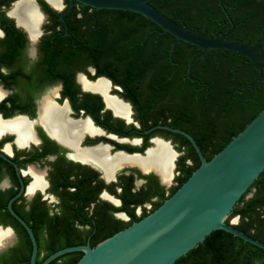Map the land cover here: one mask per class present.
I'll list each match as a JSON object with an SVG mask.
<instances>
[{"label": "flooded vegetation", "instance_id": "flooded-vegetation-1", "mask_svg": "<svg viewBox=\"0 0 264 264\" xmlns=\"http://www.w3.org/2000/svg\"><path fill=\"white\" fill-rule=\"evenodd\" d=\"M21 1L0 0V225L14 231L15 241L9 246L17 242L16 232L25 230L10 218L11 199L13 210L40 234L42 246L68 240L95 246L131 222L132 215L151 212L197 162L185 136L187 140L151 127L183 129L195 140L205 134L201 144L212 148L210 136L223 132L224 122H235L264 98V67L260 70L237 52L209 49L188 76L186 59L200 49L180 40L173 51L170 46L164 52L158 66L170 77L160 96L125 99L121 86L97 74L90 60L68 58L74 41L70 26L76 35L84 28L78 22L81 3L74 1L62 21L59 16L68 0L56 4L29 0L34 19L20 10ZM151 4L188 31L259 47L264 54V0H153ZM160 35L163 46L175 40L168 32ZM98 79L108 83L104 92L90 87ZM106 96L125 104L127 115L116 113ZM224 104L245 110L229 116L223 113ZM45 106L50 107L47 113ZM52 111L74 129L63 133L50 119ZM201 118L209 121L207 129L200 126ZM85 121L87 127L81 126ZM154 137L169 142L173 154L167 182L153 168L125 163L107 169L98 153L82 155L101 146L107 159L116 154L145 157L146 148L160 141L153 143ZM134 152L143 156L131 155Z\"/></svg>", "mask_w": 264, "mask_h": 264}, {"label": "water", "instance_id": "water-1", "mask_svg": "<svg viewBox=\"0 0 264 264\" xmlns=\"http://www.w3.org/2000/svg\"><path fill=\"white\" fill-rule=\"evenodd\" d=\"M74 1L96 10H123L144 16L155 23L161 33L168 32L175 38L171 51L180 40L197 46L200 52L190 59L188 76L191 75L194 62L204 59L209 49L237 52L256 63L260 70L264 67V54L259 47L249 48L223 38L212 40L188 31L153 6L150 0H68L67 9L59 16L62 21ZM154 128L179 133L190 141L199 158V165L190 176L154 210L95 246H67L49 254L40 263L36 261L38 245L35 235L13 210L11 199L7 205L9 213L24 227L31 241L30 264H49L69 252L82 253L73 264H174L218 229L264 250L263 242L235 227L238 216L228 221L241 196L264 170V107L209 160L204 157L194 137L183 129L157 125L149 130ZM156 140L169 145L160 137L152 138L153 143ZM152 147L146 148L145 155ZM131 155L143 156L138 152ZM5 230L10 232V239H0V251L11 245L15 237L10 227L0 225V232Z\"/></svg>", "mask_w": 264, "mask_h": 264}, {"label": "trees", "instance_id": "trees-1", "mask_svg": "<svg viewBox=\"0 0 264 264\" xmlns=\"http://www.w3.org/2000/svg\"><path fill=\"white\" fill-rule=\"evenodd\" d=\"M150 3H153V0H150ZM80 5L83 7V15L82 19H78V22L84 28H80L79 34L76 35L75 29L70 26L74 41L69 44L68 58L84 56L85 60H90L95 64L97 74H105L114 83L121 86L120 94L125 99H157L170 80L169 74L158 67L162 63L164 52L170 51L171 46V44H168L167 47L161 44L160 28L135 12L112 9L96 10ZM190 59L191 56L187 57L186 63ZM154 66L157 67L154 68ZM262 99L258 107L246 110L240 105H223L224 112H222L226 115L242 114L244 110L246 114L238 116L235 122H224L221 126L224 127L223 132L210 136L212 148L206 149L201 144V139H206L207 135L196 136V142L206 160L221 150L257 115L264 107V98ZM199 122L201 123L199 125L204 129L210 126L209 121L205 118H201ZM171 133L185 138L178 133ZM192 151L197 160L196 164L186 169L178 185L168 196L198 167L199 158L193 148ZM253 189L252 196L246 198ZM168 196H161L160 201L152 210ZM234 216H239V221L235 224L236 228L264 242V170L241 196L228 221ZM10 218L15 224H18L13 217L10 216ZM131 218V222L124 223L119 230L141 217L132 215ZM33 232L38 244L36 259L38 263L49 254L73 245L68 240L63 245L52 243L42 246L40 234ZM16 234L17 242L0 251V264H30L32 245L29 236L25 230L17 231ZM81 255V252L65 253L49 264H73ZM174 264H264V250L249 242H244L223 229H218L212 231L202 243L177 259Z\"/></svg>", "mask_w": 264, "mask_h": 264}, {"label": "bare ground", "instance_id": "bare-ground-1", "mask_svg": "<svg viewBox=\"0 0 264 264\" xmlns=\"http://www.w3.org/2000/svg\"><path fill=\"white\" fill-rule=\"evenodd\" d=\"M22 6H20V10L22 12H25L28 17H32L33 19L36 17L35 10L33 6L30 4L29 0H22ZM57 0H52L53 4H56ZM81 80H83L81 78ZM107 85L108 83L104 79H98L94 83L90 84L91 88L99 89L100 91L104 92L107 90ZM106 99L110 106L116 111V113L120 115H127L128 110L127 106L117 100H115V97H109L106 96ZM50 111L49 106H45L43 109L44 113H47ZM61 115L58 114L56 111H52L50 114V119L54 120L53 122L54 125L58 126L63 133H70L73 129L74 126L70 125L69 123L63 121L60 119ZM86 121L81 124V126H86ZM74 136V135H73ZM95 153L99 154L100 160L103 162V164L106 166L107 169L114 168V167H119L122 166L123 164H136L140 165L143 169H150L153 168L156 171H158L161 175V178L163 179L164 182L168 181L169 177V171L171 168V160L173 157L172 152L170 151L169 147L167 144L161 142V141H156L155 146L148 151L145 157H139V156H125L122 154H116L114 157H110L107 159L104 156L103 149L102 147H96L92 149H88L87 151H83L82 155H95ZM120 168V167H119ZM118 169V168H115ZM113 169L112 172L115 170ZM36 185L40 184L39 180L35 181ZM0 239L1 240H7L10 239V232L5 230L0 232Z\"/></svg>", "mask_w": 264, "mask_h": 264}, {"label": "rangeland", "instance_id": "rangeland-1", "mask_svg": "<svg viewBox=\"0 0 264 264\" xmlns=\"http://www.w3.org/2000/svg\"><path fill=\"white\" fill-rule=\"evenodd\" d=\"M233 219L231 218V221H232ZM235 223H237V222H235ZM15 241V239L13 238V240H12V243Z\"/></svg>", "mask_w": 264, "mask_h": 264}]
</instances>
